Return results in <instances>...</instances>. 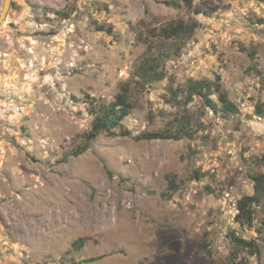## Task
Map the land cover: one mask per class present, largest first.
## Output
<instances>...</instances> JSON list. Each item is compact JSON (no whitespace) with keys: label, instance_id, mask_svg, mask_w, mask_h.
I'll return each mask as SVG.
<instances>
[{"label":"rangeland","instance_id":"rangeland-1","mask_svg":"<svg viewBox=\"0 0 264 264\" xmlns=\"http://www.w3.org/2000/svg\"><path fill=\"white\" fill-rule=\"evenodd\" d=\"M178 22L194 33L165 39ZM147 59L166 78L141 88ZM216 77L237 117L165 101L170 79ZM263 79L264 0H12L0 27V264H264V196L251 225L225 198L253 195L249 175L264 173ZM123 83L131 135L101 134L73 157L93 122L87 99L108 104ZM186 114L194 140L137 139Z\"/></svg>","mask_w":264,"mask_h":264},{"label":"trees","instance_id":"trees-1","mask_svg":"<svg viewBox=\"0 0 264 264\" xmlns=\"http://www.w3.org/2000/svg\"><path fill=\"white\" fill-rule=\"evenodd\" d=\"M193 0H185L186 6L192 8ZM167 5L177 7L175 3L166 2ZM216 11L215 7H208L206 9L199 7L193 9L195 14L212 15ZM196 29V24H190L184 22H178L175 25L162 29L165 39L181 38L191 36ZM103 29L99 28V31ZM109 32V31H108ZM161 67L160 61L156 59H147L146 62L140 63L134 71V76L137 80V84L141 88L159 83L166 78V74ZM264 81V79H263ZM168 97L165 99L166 103H172L178 108H185L195 98L200 99L204 109L212 113L214 116L220 115L222 117H237L240 114L238 107L229 100L227 94L222 90L219 77L215 80L201 79V80H188L182 87H173V80H169ZM132 89L129 83H123L119 86L118 92L114 96L113 101L108 104L100 103L96 104L90 98H88V110L93 116V122L89 134L85 139L84 146L78 147L74 150L72 156L79 157L84 154L91 142L101 134L112 135L113 131L119 130L121 137L130 136V132L126 131L122 127V122L130 115L133 107L130 101ZM216 96V100L212 97ZM183 98V99H179ZM256 114L260 117L263 115L261 106H256ZM204 112L202 111V116ZM199 131V126L195 127L194 118L189 115H183L175 122L170 123L167 127L160 132H144L138 137V140H166V141H192L195 138L196 133ZM197 174V172H195ZM204 175H200L202 177ZM250 180L253 182V195L246 196L240 199L236 204L237 215L235 220L239 223H245L251 225L254 220L253 205H259L262 197L264 196V173L249 175ZM199 179V177H197ZM177 186L174 180L171 179L168 182V191H175ZM231 243L236 248L245 249L250 256L259 257L260 251L254 241H246L234 233L229 235ZM84 244V239L80 238L72 244V248L79 250ZM207 249V246H203ZM94 261V259L88 260Z\"/></svg>","mask_w":264,"mask_h":264},{"label":"water","instance_id":"water-1","mask_svg":"<svg viewBox=\"0 0 264 264\" xmlns=\"http://www.w3.org/2000/svg\"><path fill=\"white\" fill-rule=\"evenodd\" d=\"M11 2L12 0H3V5H2L1 13H0V27H1V24L7 18V14L10 9Z\"/></svg>","mask_w":264,"mask_h":264},{"label":"built area","instance_id":"built-area-1","mask_svg":"<svg viewBox=\"0 0 264 264\" xmlns=\"http://www.w3.org/2000/svg\"><path fill=\"white\" fill-rule=\"evenodd\" d=\"M225 198L228 202V205L232 208V209H236V204H237V201L234 199V197L231 196L230 193H226L225 194Z\"/></svg>","mask_w":264,"mask_h":264}]
</instances>
